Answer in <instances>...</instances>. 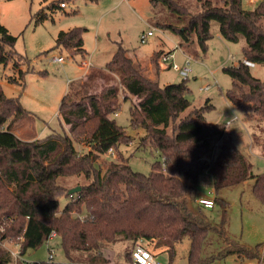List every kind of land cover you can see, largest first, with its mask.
I'll use <instances>...</instances> for the list:
<instances>
[{"label": "trees", "instance_id": "16d2710c", "mask_svg": "<svg viewBox=\"0 0 264 264\" xmlns=\"http://www.w3.org/2000/svg\"><path fill=\"white\" fill-rule=\"evenodd\" d=\"M162 1L170 11L190 15L174 0ZM66 5L62 0L59 6ZM213 21L219 24L224 40L237 43L244 38L246 59L264 64V0L251 10L244 8L243 0H221L220 4L207 0L180 34L186 40L196 34L206 51ZM84 32L75 28L59 33L56 47L71 56L84 55ZM16 42L0 23V64L14 60L19 77L9 81L23 84L28 71L21 70L24 58L17 57ZM106 70L118 75L119 84L102 87L79 102L70 103L69 95L65 96L60 114L69 130L62 128L45 139L25 141L14 134L26 110L18 97H8L0 89V227L20 244L21 257L29 250H39L55 232L67 255V263L61 264H110L103 247L122 240L131 244V252L126 254L130 264L135 244L147 248L145 242L164 248L170 255L169 264H175L176 246L187 237L191 241L188 264H208L225 252L260 260L259 247L249 249L232 240L225 225L213 224L206 208L197 202V186L209 171L217 195L254 179L253 193L264 204V174H254L246 155L225 141L226 124L207 121L205 114L213 109L210 101L182 116L192 106L186 80L160 86L144 75L122 46ZM224 71L233 83L226 93L228 101L238 110L250 109L264 119V82L253 77L241 62ZM127 100L131 103V126L145 130L142 145H149L161 156L148 174L133 170L121 156L120 147L130 145L133 138L113 115ZM75 143H85L88 152L80 153ZM110 149L118 161L107 158L103 170L100 159ZM73 176H84L88 182L79 184L81 190L69 195L71 188L59 185L58 179ZM62 195H68L70 201L60 210L58 197ZM214 203L223 207L225 220L226 201L217 196ZM214 235L220 239L222 251L206 255ZM82 252L94 254L84 261L74 255ZM13 260L0 246V264ZM20 260L22 264H59Z\"/></svg>", "mask_w": 264, "mask_h": 264}, {"label": "rangeland", "instance_id": "374dc122", "mask_svg": "<svg viewBox=\"0 0 264 264\" xmlns=\"http://www.w3.org/2000/svg\"><path fill=\"white\" fill-rule=\"evenodd\" d=\"M61 1L0 0V23L17 38V57L24 58L21 70L28 71L23 84L12 83L9 81L11 77H19L14 60L8 64H0V89L8 97H18L26 110L23 119L15 126L21 135L30 139H45L62 128L69 130L60 114L62 100L69 95L68 102H79L84 96L98 92L102 87L119 84L118 75L107 71L106 65L112 60L118 47L122 46L128 50L134 63L143 69L144 75L158 81L160 86L186 80L192 106L182 116L204 106L209 100L213 109L205 114L207 121L226 125L232 121L225 134V141L246 155L254 174H264V119L256 116L250 109L243 112L238 110L226 97L233 83L224 68L236 66L244 60V38L237 43L224 40L220 35L219 24L213 21L212 37L204 51L196 34L190 35L188 40L180 34V29L189 23L192 15L201 11L203 2L207 0H174L187 9L190 14L188 16L170 11L162 0H66V7L60 8ZM210 1L213 4L221 3V0ZM248 2L249 0H243L245 9L252 7ZM52 3L55 4L53 8ZM75 28L85 30L84 55L71 56L56 47L59 33ZM149 31L154 35L146 43H141V34ZM166 52L174 54L173 61L180 66L190 60L192 72L187 79L170 68L172 60L162 61ZM54 57H62L63 62L53 61ZM83 61L90 62L92 66L84 67ZM250 72L253 77L264 82V64H256ZM89 76L91 79L86 81ZM206 86L210 89L200 90ZM122 96L123 94L121 100ZM130 98L136 102L134 97ZM130 100L122 101L117 114L113 115L117 124L124 127L133 138L130 145L120 147V152L133 170L148 174L152 164L161 160V156L149 145H142L145 130L131 126ZM6 128L7 125L4 126ZM75 146L80 153L88 152L89 148L85 143H75ZM107 158L118 161L117 154L116 158L102 156L100 163L103 170ZM87 182L84 176L58 179L59 185L71 189ZM254 183V179H248L217 195L210 172L206 171L201 177L197 196L210 199L218 196L227 203L225 220L223 207L219 204L212 209H204L210 221L215 225L224 224L227 235L235 242L249 249L259 247L261 255L258 260L225 252L223 257L208 264H264V204L253 193ZM69 201L68 195L58 197L60 210ZM190 243L187 237L177 244L175 264H188ZM145 244L159 264H169L168 251L158 247L155 242ZM221 244L220 239L214 235L206 255H217L222 251ZM2 248L8 250L6 247ZM8 248L16 252L15 248ZM50 249L54 250L52 262L67 263V255L57 237L47 241L39 250H29L22 260L30 263L46 262ZM131 250V244L126 240L107 243L103 247L104 257L110 264H130L126 260V254ZM93 254L82 252L74 255L85 261ZM10 264H22V261L15 259Z\"/></svg>", "mask_w": 264, "mask_h": 264}, {"label": "built area", "instance_id": "2783aa9c", "mask_svg": "<svg viewBox=\"0 0 264 264\" xmlns=\"http://www.w3.org/2000/svg\"><path fill=\"white\" fill-rule=\"evenodd\" d=\"M252 1L255 2V1H259V0H252ZM62 6H64V4H62ZM153 35H154V33L152 31L141 34V36H140L141 43H146L148 41L149 37H151ZM170 60H172V61L174 60V54H172V53H167L164 57H162V61L167 62ZM53 61L63 62V58L62 57H54ZM241 63L248 69V72L250 74H251L250 69L254 68L256 66V64L254 62H252L251 60L246 59V58H244V60H242ZM82 65L84 67H88V68L92 66L90 64V62H86V61H83ZM170 68H172L174 71L178 72L185 79H187L189 77L190 73L192 72L191 68H190V60H187V62L183 66H180L177 63H175V61H173V63L170 65ZM209 89H210L209 86H206L205 88H201L200 90L201 91H207ZM231 122H228L227 125L231 124ZM107 156L111 157V158H114V157L116 158V153L113 149H110L107 153ZM197 202L199 205H201L202 207H204L206 209H212L215 206L214 199H210V198H206V197L198 198ZM5 232H6L5 228L3 226H1L0 227V245L2 247H6L13 258L22 259L21 255H20V244L18 242H14L9 237H7L5 235ZM56 237H57L56 233L52 232V234L48 237L47 241H50ZM8 247L15 248L16 252H14V250H12V249H9ZM53 258H54V250L50 249L48 262H52ZM131 258H132V264H159L157 262V258L152 253H150L147 250V248H145L144 245H142L141 243L135 244Z\"/></svg>", "mask_w": 264, "mask_h": 264}, {"label": "crops", "instance_id": "0c3cea01", "mask_svg": "<svg viewBox=\"0 0 264 264\" xmlns=\"http://www.w3.org/2000/svg\"><path fill=\"white\" fill-rule=\"evenodd\" d=\"M257 3H258V1L253 2L252 0H249V2H248V4L252 5L251 9H254L255 6L257 5ZM251 9H249V10H251ZM166 53H169V52H166ZM135 57H136V56H135ZM159 71H160V69H159ZM235 118L238 119V117H235ZM229 122H231V121H229ZM227 126L229 127L230 124L227 125ZM13 132H14V134H15L18 138H20L21 140L30 141V140H35V139H36V138H31V139H30V138H26V137H24L23 135H21V132L18 131V129H17L16 127H14ZM198 198H199V197H198ZM200 198H201V197H200ZM206 198H207V197H206Z\"/></svg>", "mask_w": 264, "mask_h": 264}, {"label": "water", "instance_id": "95a60500", "mask_svg": "<svg viewBox=\"0 0 264 264\" xmlns=\"http://www.w3.org/2000/svg\"><path fill=\"white\" fill-rule=\"evenodd\" d=\"M80 190H81V187H76V188L69 190L68 194L72 195V194L78 193Z\"/></svg>", "mask_w": 264, "mask_h": 264}]
</instances>
